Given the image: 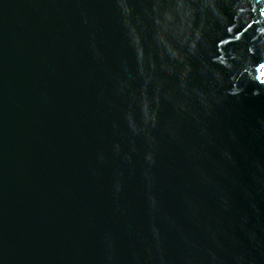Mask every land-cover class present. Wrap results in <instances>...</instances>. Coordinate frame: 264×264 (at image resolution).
<instances>
[{"label":"water","instance_id":"95a60500","mask_svg":"<svg viewBox=\"0 0 264 264\" xmlns=\"http://www.w3.org/2000/svg\"><path fill=\"white\" fill-rule=\"evenodd\" d=\"M264 0H0V264H264Z\"/></svg>","mask_w":264,"mask_h":264},{"label":"bare ground","instance_id":"6f19581e","mask_svg":"<svg viewBox=\"0 0 264 264\" xmlns=\"http://www.w3.org/2000/svg\"><path fill=\"white\" fill-rule=\"evenodd\" d=\"M262 11L264 12V6H262Z\"/></svg>","mask_w":264,"mask_h":264}]
</instances>
